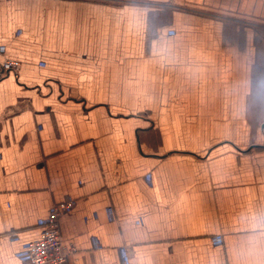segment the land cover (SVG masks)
Masks as SVG:
<instances>
[{
	"label": "crops",
	"instance_id": "crops-1",
	"mask_svg": "<svg viewBox=\"0 0 264 264\" xmlns=\"http://www.w3.org/2000/svg\"><path fill=\"white\" fill-rule=\"evenodd\" d=\"M0 51V264L63 200L65 264H237L264 215V0H0Z\"/></svg>",
	"mask_w": 264,
	"mask_h": 264
},
{
	"label": "built area",
	"instance_id": "built-area-1",
	"mask_svg": "<svg viewBox=\"0 0 264 264\" xmlns=\"http://www.w3.org/2000/svg\"><path fill=\"white\" fill-rule=\"evenodd\" d=\"M1 54V51H0ZM6 68H15L19 62L4 59ZM73 207V200H63L50 207L43 221L41 234L36 240L27 242L17 256L27 264H65L69 254L77 251L72 242H65L60 233L59 217Z\"/></svg>",
	"mask_w": 264,
	"mask_h": 264
},
{
	"label": "clouds",
	"instance_id": "clouds-1",
	"mask_svg": "<svg viewBox=\"0 0 264 264\" xmlns=\"http://www.w3.org/2000/svg\"><path fill=\"white\" fill-rule=\"evenodd\" d=\"M134 25L142 27L147 36L149 22L147 17H134ZM172 37L161 32L154 35L149 43V50L167 59L171 55ZM249 101L264 104V80L254 79L249 93ZM237 264H261L264 258V215L257 214L252 225L241 234Z\"/></svg>",
	"mask_w": 264,
	"mask_h": 264
},
{
	"label": "rangeland",
	"instance_id": "rangeland-1",
	"mask_svg": "<svg viewBox=\"0 0 264 264\" xmlns=\"http://www.w3.org/2000/svg\"><path fill=\"white\" fill-rule=\"evenodd\" d=\"M256 70L257 69L252 70L253 73H255ZM251 116H250V120L248 122V127H249L248 140H251V138L253 137L254 140L259 141V139L261 137L260 134H258L259 126L262 122H264V117L258 118L259 116H253V117H251ZM252 129H254V132H252ZM261 138L264 139V135H262ZM260 143H264V140H262ZM260 145H262V144H260ZM254 150L255 149H252L253 152H255Z\"/></svg>",
	"mask_w": 264,
	"mask_h": 264
}]
</instances>
